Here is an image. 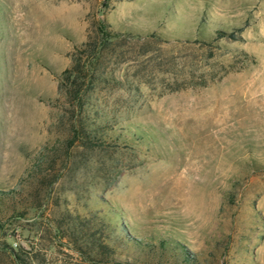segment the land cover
Instances as JSON below:
<instances>
[{
	"label": "rangeland",
	"instance_id": "obj_1",
	"mask_svg": "<svg viewBox=\"0 0 264 264\" xmlns=\"http://www.w3.org/2000/svg\"><path fill=\"white\" fill-rule=\"evenodd\" d=\"M100 21L111 130L66 150L57 77ZM9 190L34 206L0 203V264H264V0H0Z\"/></svg>",
	"mask_w": 264,
	"mask_h": 264
},
{
	"label": "trees",
	"instance_id": "obj_2",
	"mask_svg": "<svg viewBox=\"0 0 264 264\" xmlns=\"http://www.w3.org/2000/svg\"><path fill=\"white\" fill-rule=\"evenodd\" d=\"M217 33L219 35L233 36V33L221 30H218ZM119 34V32L109 29L107 23L100 21L93 35L89 33L84 42L74 46L70 54V65L63 69L57 77L58 94L62 96L64 100H67L68 103L67 108L64 106V112L69 113L68 132L64 145L66 150L72 145L93 148L106 142V135L111 130V127L107 128L110 124L108 122L109 120L104 119V115H100L99 111L95 113L91 111L94 105L91 92L93 91L94 81L96 80L92 69L93 65L100 59L102 51L109 39ZM86 75H89L90 78H88V86L83 87L82 84ZM109 126H112V124ZM55 148L51 147L52 150H55ZM49 153L50 148L47 145H43L38 152L37 158L31 161L28 171H36L35 167L40 166L42 156H48ZM17 197V192L15 190L0 191L1 204L9 201L13 205V209H15L17 204L21 203V205L34 206L27 201L21 202L19 198L17 200ZM160 249L165 250L163 243L160 245ZM15 255L16 254L13 253L14 257H16ZM160 255H163V252ZM190 261V256L187 251L183 249L182 259L177 261L172 258L171 264H189ZM119 263L138 264L137 262H129L127 260L119 261Z\"/></svg>",
	"mask_w": 264,
	"mask_h": 264
}]
</instances>
